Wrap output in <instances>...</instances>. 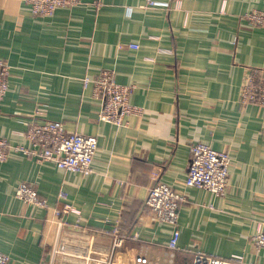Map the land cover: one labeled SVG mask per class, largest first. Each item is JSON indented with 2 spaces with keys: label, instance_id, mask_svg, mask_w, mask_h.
I'll return each mask as SVG.
<instances>
[{
  "label": "crops",
  "instance_id": "obj_1",
  "mask_svg": "<svg viewBox=\"0 0 264 264\" xmlns=\"http://www.w3.org/2000/svg\"><path fill=\"white\" fill-rule=\"evenodd\" d=\"M159 1L170 5L81 0L39 16L22 0H0V57L11 64L0 136L28 144L27 124L37 116L99 138L89 175L20 153L0 162V252L9 254V264H58L48 251L57 226L47 239L48 209L16 196L24 181L50 206L77 207L80 227L99 243H110L118 227L125 241L115 255L126 264H193L198 251L227 263L264 264V249L252 242L264 229V107L241 99L250 71L264 69V26L243 15L264 11V0ZM105 68L117 82L134 85L131 101L142 115L123 125L99 118L103 100L82 78ZM200 140L231 154L223 197L184 185L190 147ZM159 180L188 196L173 255L170 228L146 207L137 213L131 207ZM61 191L67 195L60 199ZM66 218L72 226L79 217ZM141 254L147 263L137 262Z\"/></svg>",
  "mask_w": 264,
  "mask_h": 264
},
{
  "label": "built area",
  "instance_id": "obj_2",
  "mask_svg": "<svg viewBox=\"0 0 264 264\" xmlns=\"http://www.w3.org/2000/svg\"><path fill=\"white\" fill-rule=\"evenodd\" d=\"M147 6L170 5L159 0H145ZM30 10L39 16L54 14L58 8H71L81 0H22ZM244 18L251 25L264 26V11L251 10ZM138 47V44H132ZM11 64L0 57V105L9 90ZM85 88H90L95 97L103 100L99 118L103 121L123 125L130 115H142L144 109L131 101L133 84L119 83L115 79L114 70L103 69L96 76H85ZM242 102L253 103L264 107V69L253 68L244 84ZM26 137L28 144H14L7 137L0 136V162L7 160L11 153H20L34 158L38 162H51L57 167L82 175L95 171L94 159L99 150V138L96 135L82 132H68L62 121L34 116L27 124ZM191 158L188 164V174L184 182L186 187H196L211 191L215 196L226 194L231 166V154L224 149L215 148L210 142L200 140L190 147ZM61 191L59 198L66 197ZM16 196L27 204L48 209V230L56 225L57 236L49 248V260L58 264H126L116 257L117 249L125 241L118 227L113 229L111 241L108 244L99 243L97 235L87 228L80 227L81 211L69 204L63 207L50 206L48 199L42 196L37 187L29 182H22L16 190ZM188 201L186 190L172 184L157 181L151 186L145 204L162 226L171 230L168 247L172 255L179 247L181 229L179 227L180 208ZM76 213L77 222L70 226L66 214ZM256 250L264 249V229L252 236ZM233 259H242L241 255H233ZM144 255L137 257V262L147 263ZM10 256L0 252V264H9ZM225 258L216 254L198 251L193 264H225Z\"/></svg>",
  "mask_w": 264,
  "mask_h": 264
},
{
  "label": "trees",
  "instance_id": "obj_3",
  "mask_svg": "<svg viewBox=\"0 0 264 264\" xmlns=\"http://www.w3.org/2000/svg\"><path fill=\"white\" fill-rule=\"evenodd\" d=\"M131 207L133 209V212L137 213L140 209H144L146 207L145 200L144 201L134 200L132 202V206ZM126 213H128V212L124 211V215H126Z\"/></svg>",
  "mask_w": 264,
  "mask_h": 264
},
{
  "label": "bare ground",
  "instance_id": "obj_4",
  "mask_svg": "<svg viewBox=\"0 0 264 264\" xmlns=\"http://www.w3.org/2000/svg\"><path fill=\"white\" fill-rule=\"evenodd\" d=\"M225 264H234V263H225Z\"/></svg>",
  "mask_w": 264,
  "mask_h": 264
},
{
  "label": "rangeland",
  "instance_id": "obj_5",
  "mask_svg": "<svg viewBox=\"0 0 264 264\" xmlns=\"http://www.w3.org/2000/svg\"><path fill=\"white\" fill-rule=\"evenodd\" d=\"M53 231V230H52Z\"/></svg>",
  "mask_w": 264,
  "mask_h": 264
}]
</instances>
